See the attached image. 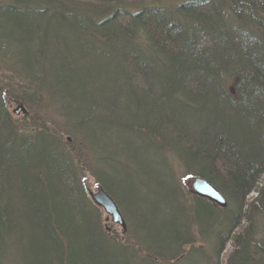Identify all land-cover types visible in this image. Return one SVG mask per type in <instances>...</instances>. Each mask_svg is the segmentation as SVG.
I'll list each match as a JSON object with an SVG mask.
<instances>
[{
  "label": "trees",
  "instance_id": "obj_1",
  "mask_svg": "<svg viewBox=\"0 0 264 264\" xmlns=\"http://www.w3.org/2000/svg\"><path fill=\"white\" fill-rule=\"evenodd\" d=\"M91 1L8 0L0 4V13L4 11L6 18L10 16L11 18L7 19H11L9 21L11 26L20 33L17 42L29 37L28 33L37 37L32 42L36 47L32 54L37 55L39 48H46L48 45L54 54L69 55L65 65L66 75L53 78L54 81L45 77L43 81H39L42 74L38 71V64L45 67L42 59L39 60L37 57L31 66H27L28 71L24 73L18 65L23 59H18L19 56L8 50L17 59L14 63L17 64L15 71L16 76L23 82L22 88L38 86V89L32 90L28 96H22L20 99L24 103L36 98L43 88H47L49 82L50 87H55L54 96L55 94L57 97L68 96L78 100L81 99L83 92L87 91L85 96L99 104L97 117L89 115L86 116L90 119L88 121H83L86 119L84 117H76L75 120L84 123L82 133L88 141L87 155L91 154L90 158L92 156L102 158L99 162L98 158L95 159L97 166L90 168V171L96 177L98 185H102L120 207V200L123 201L125 205H122V211L127 218L133 211L128 205L127 197L135 195L138 164L141 165L145 161H152L155 164L156 160L162 167L163 160L153 158V150H158L161 145L170 144L168 145L170 148H174L182 155L180 145L187 146L186 140L177 143L175 140L172 142L173 138H170L166 141L162 135L166 132L174 135L167 129L169 125L179 131L177 123L190 120L194 123L198 120V108H201L204 114L202 120L212 121L215 128L216 126L221 128L222 133L212 140L213 144L220 143L219 150L212 147L213 144L210 142L202 143L203 139L200 137L203 131L197 133L195 128L192 132L200 139L202 147L221 152L222 158L219 160L223 167L220 170L208 166L213 162H210L211 159L207 156L201 157L198 162L193 157L195 149L194 155L190 152L184 156L188 165L187 171L192 177L208 179L228 200V207L222 211L199 198L198 202L196 201L199 209L197 213L204 219L196 226L202 231L200 232L202 236L204 231H207L218 239L214 244L217 253L223 251L227 242L232 243L234 250L227 257L229 261L227 260L225 264H244V259H240L239 254L247 253L244 252L248 250L245 246L250 243L251 234L235 232L243 218L246 223L250 221L247 230H244L252 231L254 217L249 215L248 209L245 210L248 205L247 196L253 189L262 191L264 187L259 185L261 180L264 182V150L261 151L262 146H253L250 143L247 145V137L241 127L244 122L253 126L257 119L264 123V0H226L229 3L226 10L230 13L231 19L226 18L217 0H192L170 12L157 3L159 0H152L149 4L144 0L142 3L145 4H133L134 6L127 3L126 7L123 5L125 1L109 4L106 3L107 0H94L103 2V5L90 11L86 7L93 5L94 1ZM30 16L32 22L29 20ZM23 18L25 21L28 20V23L23 22ZM122 18L125 20H121ZM58 19L63 24L62 27ZM97 19H107V23L104 24L111 28L109 30L105 28L103 31L93 28L92 25ZM126 20L132 27L125 26ZM77 26L83 29L84 35V29L88 31L85 35L87 38L75 37L73 32L76 33ZM139 34H142V39H139ZM95 35L103 38L98 48L91 45L89 38L91 36L97 38ZM136 38L140 47L134 49L129 41L137 40ZM16 44L19 55H22L23 46L19 48L18 43ZM5 45H0V48L6 49ZM233 59H238V66L233 64L232 70L237 80L234 84L235 90L227 93L222 84L223 74L227 71L229 73L232 66L229 67L228 61L231 62ZM53 60L59 61V57L53 56ZM147 61H151L149 67L152 68L151 74H147L148 71L141 68L140 63ZM141 72L143 75L140 83L143 88H139L137 84L136 88L133 82L137 75L141 76ZM110 84L115 85L111 92L106 88ZM58 87H64L66 90L59 92ZM86 88L87 90H84ZM118 92H121V95ZM1 94L0 89V126L8 127V122L9 126H13L11 122L13 120L4 119L5 116L9 119V113L5 108L6 96L3 97ZM14 99L17 98L14 96ZM223 109L228 114L223 115ZM219 114L223 115L224 120L222 116H218ZM233 124L234 129L240 128L235 130L237 137L243 134L237 138L236 143L228 142L227 136L223 135L226 134L223 131L229 130ZM153 128L159 133H152ZM97 131H100L98 133L101 134V139L104 138L102 143L96 141L100 140V136L98 139L94 137ZM254 131L256 132L255 129ZM186 132L191 131L186 128ZM186 132L182 134L187 136ZM117 138L122 139L120 147L119 144H113ZM42 139L43 143L38 147L31 143L29 145L32 146L31 151L25 154L22 146L4 142L0 134V264H5V260L11 264H20V259H23L21 262L24 264H133L129 258L130 254L127 253V248L131 247L128 244L119 245L110 239L102 223L97 219L98 209L89 199L87 188L79 183V172L75 163L69 165L65 162L67 160L65 156L73 154L59 153V147H56L58 144L54 145L56 141H52L50 137ZM261 142L264 145V139H260ZM2 144L4 145L1 147ZM110 144L117 149L114 153L111 151V155L106 158L105 151ZM247 146L251 147V154L246 151ZM8 148L13 151L9 159L1 153L3 149ZM139 150L146 154H140ZM126 154L135 156L133 163L129 164L131 172L125 170V165L129 163ZM77 156L81 159L80 154ZM47 157L56 160V165L50 167L51 169L43 166L41 169L31 168L33 171H27L29 169L25 165L27 158L40 162L38 159L42 158L43 161H48ZM60 159L65 161L61 162ZM103 159H107L106 162L103 163ZM101 164L111 170V166L114 165V172L120 168L123 172L129 173L126 174L124 181L129 191L125 190L126 195L123 192L121 195L114 194L100 175ZM164 167L167 169V166ZM160 172L162 171H159L161 175ZM105 173L115 175L112 171ZM160 175L158 176L157 170L151 174L159 182ZM115 177L119 178L116 175ZM146 183L148 184L147 181ZM150 184L152 183H149V187ZM141 185L143 188H149L147 185ZM26 188L31 190L27 191ZM168 198L170 197L163 196L161 202L166 205L161 213L158 211L153 213L159 222V226L153 229V232L159 239V243L156 242L157 246L160 245L163 250L175 245L174 232L175 225L178 224L174 220L176 218L169 221H162L161 218L167 211L171 216H177L179 212L176 211V206L180 205L175 202L171 206V198L169 200ZM263 199L264 195L261 194L251 203L256 208L255 204L262 205ZM179 208L181 209V206ZM186 208L192 211L195 207L192 205ZM149 209L147 208V211ZM260 211L264 215V206ZM183 221L187 220L183 218ZM189 226L191 224L188 222L186 228ZM21 229L23 232L31 233L30 241L22 239L18 233ZM65 230H72L77 239L75 237L69 244L67 237L62 235H65ZM188 236L191 237L190 234ZM263 247L256 245L257 250L254 251L262 252L264 258V251L259 250ZM155 249L154 246H150L147 250L148 255L137 257L139 259L135 264H144V260L149 259L159 247ZM170 249L175 251V246ZM176 250L181 251L177 248ZM5 251L9 253L6 254ZM10 251L12 255H9ZM250 263L252 264V260Z\"/></svg>",
  "mask_w": 264,
  "mask_h": 264
},
{
  "label": "rangeland",
  "instance_id": "obj_2",
  "mask_svg": "<svg viewBox=\"0 0 264 264\" xmlns=\"http://www.w3.org/2000/svg\"><path fill=\"white\" fill-rule=\"evenodd\" d=\"M0 1H2V0H0ZM7 1L8 0H3L2 2H0V4L2 5L3 3L7 2ZM30 1H32V0H30ZM33 1H38V0H33ZM82 1H88V0H82ZM92 1H94V0H92ZM107 1L108 2H106V3H109V4H114L116 2H124L125 1L123 3V5L125 7H126L127 3H128L127 5H129V3L132 4L131 6H134L133 4H135V5L136 4L137 5L138 4L139 5L145 4V3H142V1H144V0H128V1L127 0H107ZM151 1L152 0H150V1L146 0V2H148L146 4L152 3ZM191 1L192 0H159V1H157V3L159 5H161L163 8L167 9L168 12H170L171 10H175L177 6H181V5L186 4L188 2H191ZM217 1L220 5V8H222L223 13L226 16V18L231 19L230 13L226 10V8L228 7L227 4H229V3H227L226 0H217ZM85 3H88V2H84V4ZM104 4H105V2H104ZM101 5H103V2L94 1L93 5H91V6L87 5L86 9H88L90 11L96 10ZM3 13H4V11L2 13H0V45L4 46V44H6L5 45L6 49L0 48V89L2 92L1 95H3V97L6 96V104H8V108L6 111H8V113L11 117V120H13V122H15L13 125L15 127H17V129H18V130H16V133H19V134L24 136V138H22L21 140L23 142L27 143L28 145H31V143H34V141L32 142V139L28 137L29 135L27 136V134L29 132H33L31 134V136L35 135V134H39V135L41 134V135H44L43 137L45 139H48L50 137L51 139H53L52 141H56V143H54V145L58 144L56 147H59V153L60 152L61 153L62 152L63 153L64 152H66V153L71 152L74 156H77V154H80L81 159L75 158V162H76L75 164L76 165L74 164L75 167L77 168L78 172H79V174H78L79 175L78 176L79 183L87 188V190H88L87 195H88L89 199L92 201V203L98 209L97 210V217H98L97 219H99V221L102 223L104 230L109 235L110 239H113L119 245L126 246L128 244L131 247V248H127V253L130 254L129 258H131L133 264H135V262L139 259L137 257H141V255H146V254L148 255L147 250H149L150 246L151 247L154 246V250H156L155 247L156 248L159 247V250H157L153 254H151V257L149 259H147V260L145 259L144 264H207V263H209V264H225L228 260L227 257L234 250L232 243L230 241L227 242L223 251L218 252V253H217L218 250L216 248H212V247H215L214 238L211 239V236H210L211 234L208 233L207 231L206 232L204 231L206 228L203 230L204 233L202 236L200 233L202 231H199L198 227L196 226L199 224L200 221H202L204 219V218H201V216H199V214L197 213L199 211V209H198V206H196V201L198 202L199 198L204 199V200L208 201L210 204L214 205L215 208L220 209L222 211H225L227 209L228 205H226L224 207L220 206L215 201H212L209 198H206V197L200 195L199 193H197L193 184L198 179L207 181L211 185H213V184L206 178L190 176L189 175L190 172L187 171V167H188V165L186 163L187 161H185L186 159L184 157L186 154H189L190 152L192 155H194L193 151L196 149L195 155L193 157H195V159H197L198 162H199V160H201L200 159L201 157H204V156L210 157L209 158V159H211L210 162H213V163L208 165V166H210L211 168L214 167L216 169L221 170V167H223L222 166L223 164H221V161L219 160L220 158H222L221 152L218 153V151L216 152V150L215 151L211 150L212 148L207 149V148L202 147L200 145L201 144L200 139H197L195 136L196 134L194 132H192L193 129H195V128H196L197 133L198 132L201 133L203 131L201 133V137H200L203 139L202 143L203 144L205 142L212 143V140H214L215 137L219 136V134L222 133L220 126L219 127L216 126L217 128H215L214 123L212 121L202 120L203 116H204L203 110L201 108H198L199 107L198 105L195 106V104H193V103L192 104L199 109L198 120L194 121L195 124L193 122H191V120L190 121H184V122L182 121L179 123L173 122L174 124L177 123L176 126L179 128V131L177 129L171 127L170 125L167 126V129H169V131L171 130V132L174 135H171V134L169 135V132H166L165 134L162 135L165 138V140L168 141V140H170V138H173L172 142H173V140H175L177 143H180L181 141L186 140L187 146L180 145L182 147L181 148L182 149V152H181L182 155L180 153H177L174 148L173 149H172V147L170 148V146H168L170 144H166L165 146H160L158 150H153V158H160L163 160V162H162L163 166L162 167H160V165L157 163V161L154 160V162H155L154 165L157 168V172H158V170L163 172V174L160 175V179H161L160 184H158V182L152 183V182L148 181V179L145 176H143L142 174H140L138 172L139 173L137 175L138 178H135V180L137 181V182H135V185H136L135 195L127 197L128 205L130 207H132V209H133V211H132V209L129 207L130 211H132L129 218H127L126 215L123 214L122 205H125L123 203V201L120 200L121 207L117 203L123 218L126 220V228L122 227L121 224L114 222L113 217L106 211V209L103 206L99 205L92 197V193L97 192V189H96L97 185L96 184H98V182H97L96 177L93 175L92 171H90L91 170L90 168H94V166H97L95 163V159L98 158L97 162H99L100 160H102V158H100L98 156H95L96 158H94L93 156H92V158H90L89 156H91V154L87 155L86 152L87 151L89 152V149H88V141H87L86 137L84 136V134L82 133V131L84 129L76 132V131H71L72 129L70 128L71 126L73 127L74 125L77 126L78 128H79V126L82 127L84 123L80 122V120H75L76 116H72L68 113H65L66 114V116H65V114L61 113L59 106L56 103L57 102L56 98L58 96L56 94H55V96L52 95L55 97V99H54V98L50 97L51 95L48 96L49 94H46L48 92H45L43 90L40 92L39 95H36L37 96L36 98L32 99L33 101L28 100V102L24 101V103H23L22 100L20 99L22 96H28V93L31 92L32 90L35 91L36 89H38V86L37 87H26L24 84L25 87L22 88L23 82H21L19 80V78L16 76L15 66L17 64H14V63L17 62V59H15L14 56L15 55L19 56V58L16 56L18 59H24V58H27L28 56H30V53L31 54L33 53L32 50L36 49L35 44H33L32 42H34V40L37 37H35V35L33 36V35H30V33H28L29 37L22 38V40L20 42H17L18 38L20 37L18 34H20V33L17 32L16 29L13 28V26H11V23L9 22L11 19H9V20L7 19L10 16H8L6 18L5 14H3ZM3 16H5V17H3ZM31 17L32 16L29 17V20L32 22L33 20H31ZM262 17H263V15H262ZM24 19L25 18L22 19L23 22L28 23V20L25 21ZM25 34H27V33H25ZM13 36H15L16 38H12ZM16 43H18L19 48H21L23 46L21 48V51L23 49L22 55L21 54L19 55ZM8 50L11 51L12 53H14L15 55H12V53L9 52ZM17 52H18V54H17ZM221 52H222V50H221ZM223 58L225 59V57H223ZM237 60L233 59L231 62L228 61L229 67L230 66H232V67H230L231 69H229V73L227 71V73L223 74L224 81L222 84H223L224 90L227 93H228V91H234L235 90L234 84L237 80V78H236L237 76H235L236 74L233 73L232 70L234 69L233 64L237 65V63H238ZM140 64H141L142 70L148 71L147 74L148 73L151 74L152 68H149L151 61H149V62L147 61V63L141 62ZM142 75H143L142 72H141V76L135 75L136 80L133 83L135 84L134 86L136 88H138V86H139V88H143L142 83H140V79L142 78ZM145 77H147V76L145 75ZM50 80L53 81L52 79H50ZM93 80H96V79H93ZM49 84L50 83L48 82L47 83L48 89H54L55 88V87H50L51 85H49ZM136 84L138 86H136ZM114 86L110 84L106 88L108 90H110V92H111L112 89L115 88ZM65 90L66 89L64 87H61V88L58 87L59 92H64ZM84 90H87V88ZM84 90H82V91H84ZM83 93L84 94H82V96H85V93L87 94V91H84ZM118 93H119V95H121V92H118ZM14 96L17 99H14ZM18 100H19V103H21V104H19L17 102ZM210 100H211V98H210ZM40 101H45V103L41 104ZM20 105L24 106L26 111H19L18 114H16L14 112V110L15 109L17 110ZM216 113L213 114V116L216 115ZM222 114L225 115L228 113H226V111L224 112V109H223ZM222 114H219L218 116H222V119L224 120ZM207 115L209 116V114H207ZM199 118H200V120H199ZM4 119H6V116L4 117ZM7 120H8V118H7ZM261 121L262 120L257 119L253 123V126L252 125L249 126L247 122L246 123L244 122L241 125V127L244 129L243 134H245V136L247 137V145L250 143L253 146H257V147L262 146L261 151H263L264 145L262 142L260 143V139H264V123L262 124ZM233 126H235V125L233 124L231 128H228L229 130L223 131L226 133L223 135L227 136L226 139L228 140V142L230 141L231 143H233V142L236 143L238 141L237 138L241 137L243 134H241V136L237 137L235 130L240 129V128L236 127V129H234L235 127L233 128ZM186 128L191 132H186ZM253 128L256 130V132L254 131ZM174 130L176 131L175 133H174ZM86 131H88V129ZM253 131L255 132V134ZM88 132H86V135H88ZM98 132H100V131H97V133ZM183 132H186L187 136H184L182 134ZM97 133H95L94 137L98 139L100 136V140H96L95 138H94V140L98 141V143H102L104 138L101 139V134L100 133L97 134ZM152 133L158 134L159 132L157 130H154V128H153ZM253 134L256 135L257 141L255 140V137L253 136ZM198 135L200 136V134H198ZM121 136H122V134L120 133L119 137H121ZM68 137H70V138H68ZM46 141H48V140H46ZM117 141L113 142V144H116V145L119 144V147H120L122 145V142H121L122 139L117 138ZM258 141L260 144L258 143ZM113 144H110L108 147H107V145H104L105 148L107 147V149L105 151L106 152L105 153L106 158H108V156L111 155V151H112V153H114L115 152L114 150L117 149L116 146L113 147ZM219 144L220 143L213 144L212 147H215L217 150H219L218 149ZM205 147H207V146H205ZM245 148H246V151L251 154V152H250V150H252L251 147L247 146ZM53 150H54V148H53ZM207 150H211V151L205 152ZM138 152L140 154L144 153L142 150H139ZM96 153H97V151H96ZM144 154H146V153H144ZM250 154H248V155H250ZM111 162L113 163V161H111ZM164 165L167 166V169L164 167ZM117 167H119V165ZM100 169H102L104 172H107V173L111 172L108 169H107L108 171L105 170V168L100 167ZM163 170H165V171H163ZM81 174H82V177H80ZM158 176H159V174H158ZM113 177L117 178V177H115V175H113ZM81 178L82 179L84 178V179L82 180ZM155 179H157V178H155ZM146 181L148 182V184L146 183ZM157 181H158V179H157ZM138 182L140 183V185L144 184V185H147L148 187H149V183H152V184H150L149 188H143L142 185L138 187ZM261 182H263V180H261ZM261 182L259 183V185L263 187L264 182L263 183H261ZM170 188H172V189H170ZM25 190L28 191L31 189L26 188ZM125 190L128 191L126 186H122V192L124 194H125ZM41 191L42 190H40V193H41ZM37 193H39V191H37ZM114 194H116V193H114ZM261 194H262V196L264 195V187H263L262 191H258L256 189H253L252 193L247 196V202L246 203L248 205H247V208H245V210L248 209V211H250L249 215L251 214V216L254 217V218H252L254 220L252 221V224H251L252 231L248 230L246 232L247 226H249L247 224L250 221L246 223L245 219L243 218V219H241V225L236 229V232H235V234H239L242 232H245L246 235L249 232L251 234L250 243H248L247 246H245L248 250L244 251V252H247L248 254L247 253L243 254V252L241 255L239 254V258L244 259L243 260L244 264H246V263L251 264L250 263L251 260H252V264H264V261H262V260H264L263 254H261L262 252L258 253L257 251H254V250H257L256 245H261V247L264 246V215H262L261 211H260V209H263L264 203L262 205L255 204V206H257L256 208L253 206V203H251L257 197H259ZM160 196L170 197L171 199L168 198V200L170 199L171 206L174 205L175 202H178L180 204L179 206H181V209H182V207H184V209H182V211H183L182 212L181 209L179 208V206H176L177 207L176 211L179 212V214H177V216H175V217L171 216V213L170 212L168 213V211H167V214L161 218L162 221L163 220L169 221L172 218H176L174 220L178 224L177 226L175 225V227H176L175 232H174L175 233L174 236L176 237L175 242H174L175 245H172L171 247H168V249L166 248L165 250L161 249L160 245L157 246V243H159V239L156 238L157 235L155 232H153V229H155L157 226H159L158 219L155 218V215H153L152 213L147 212V208H151L152 205L156 206L157 208H159L161 210L163 208H165L166 204H163L162 202H160L159 204H156L157 203V197H160ZM222 196L225 198L224 195H222ZM263 201H264V199H263ZM226 203L228 204L227 199H226ZM192 205H194V207H195L192 211L189 208H186V207H190ZM165 210H167V209H165ZM183 218H185L187 221L184 222ZM188 222L191 224V226H189V228H186V226L188 225ZM143 228H145V229H143ZM147 228H148V230H147ZM244 229H246V230H244ZM179 234L182 236H179ZM189 234L191 237L188 236ZM143 235H144V237H143ZM154 239H158V240H154ZM142 244H144V246ZM148 244H150V246ZM173 246H175V251H174V249H172V250L170 249ZM176 248L180 249L181 251L176 250ZM151 250H153V249H151ZM259 250L264 251V247H263V249L259 248ZM5 253L8 254L9 252L5 251ZM216 254H217V256H216ZM9 255H12L11 251H10ZM213 255L215 256V258ZM204 262H206V263H204ZM5 263L11 264L7 260H5Z\"/></svg>",
  "mask_w": 264,
  "mask_h": 264
},
{
  "label": "bare ground",
  "instance_id": "obj_3",
  "mask_svg": "<svg viewBox=\"0 0 264 264\" xmlns=\"http://www.w3.org/2000/svg\"><path fill=\"white\" fill-rule=\"evenodd\" d=\"M88 17V16H87ZM113 17V16H112ZM121 20H125L124 18H122ZM60 20L58 19V23H59V25L62 27L63 26V24L62 23H60L59 22ZM107 21V19H102V20H96V23H93V25H92V27L93 28H97V29H99V30H101V31H103L105 28H106V30H109L111 27L110 26H108V25H106V24H104V23H107L106 22ZM130 22L128 21V20H126V22H124V24H125V26L126 27H132V25L131 24H129ZM69 27H71V26H69ZM72 31H73V29H72ZM84 31H85V35H87L88 34V31L87 30H85L84 29ZM73 34L74 35H76L75 37L76 38H79V39H84V38H87L85 35H84V32H83V29L82 28H80V27H76V33H74L73 32ZM93 34V33H92ZM101 34V33H100ZM100 34H98V35H100ZM98 35H95V36H98ZM90 38V42H91V45H93V46H95V48H98V47H100V45L102 44V41L101 40H103V38L101 37V36H98L97 38H94V37H89ZM143 38V36H142V34H139V39H142ZM137 39V38H136ZM138 39L137 40H130L129 41V43L131 44V45H133V48L134 49H136L137 47H140L139 45H137L138 44ZM127 42H128V40H127ZM100 44V45H99ZM98 46V47H97ZM136 47V48H135ZM40 50V51H39ZM39 50L37 51V55H34V54H32V55H30V56H28L26 59L24 58L23 59V61L22 62H19L18 63V65L19 66H21L20 68L24 71V73H26L27 71H28V67L27 66H31V63L33 62V61H35V59L38 57V59L40 60V59H42V61H43V63H44V68L43 67H41L40 66V64H38L39 66H38V71H40L41 72V74H42V77L39 79V81H43L44 79V77L45 78H48L47 80H50V79H53V78H59L60 76H64V75H66L67 74V69L65 68V65L67 64V59H68V57H69V55H66L65 56V54H58V53H53L52 51H51V49L48 47V45H47V47L45 48V47H41V48H39ZM58 54V55H57ZM53 56H56V57H59V61L58 60H53ZM37 59V60H38ZM72 62V61H71ZM66 69V70H65ZM66 73V74H65ZM51 81V80H50ZM54 81V80H53ZM43 90L45 91V92H48V96H50V95H53V92H54V90L53 89H47V88H43ZM44 94V93H43ZM39 95V94H38ZM50 97H52V98H54L55 99V97L54 96H50ZM45 98V97H44ZM56 100H57V105L59 106V109H60V111H61V113H63V114H65V113H68V114H70V115H72V116H76V117H84V118H86L85 120H83V121H88V120H90L89 118H87V117H85V116H94V117H97V114H98V107H99V104L98 103H95V101L94 100H92V99H89L88 97H86V96H82L81 97V99H78V100H76V99H73V98H71V97H68V96H64V97H57L56 98ZM37 101V100H36ZM18 103H19V101H17ZM48 102V101H47ZM40 103L41 104H44L45 103V101H40ZM19 104H21V103H19ZM24 107V106H23ZM5 108H8V104H6L5 103ZM25 108V107H24ZM14 112L16 113V114H18V112H17V110L15 109L14 110ZM65 116H66V114H65ZM3 120V119H2ZM5 120H7V119H5ZM8 120H10L11 121V117H10V115H9V119ZM1 121V120H0ZM4 121V120H3ZM8 122V121H7ZM12 122V125L15 123V122H13V121H11ZM1 124V123H0ZM7 125H8V127H6V126H0V134L3 136V139H4V142H8V144H11L12 142L16 145V146H22L23 148L22 149H24L25 150V154H28L30 151H31V149H32V146H29L27 143H25V142H23L21 139L22 138H24V136L23 135H21V134H19V133H13V131H16V130H18L17 129V127H15L14 125L13 126H9V122L7 123ZM9 128V129H8ZM71 129V131H76V132H78V131H81V130H83V128L84 127H80L79 126V128L77 127V126H71L70 127ZM33 132H29L28 134H27V136L29 137V138H31L32 139V142L34 141V143H35V146H39V145H41L42 143H43V136L40 134H35V135H32L31 136V134H32ZM57 135V134H56ZM53 137V136H52ZM68 138H70V137H68ZM67 138V139H68ZM53 140V139H52ZM4 144H2L1 145V147L3 146ZM161 146H163V145H161ZM24 147H26V148H24ZM119 149V148H118ZM1 150V149H0ZM179 151V150H178ZM1 153H2V156H3V154L5 155V158H7V159H9V158H11V156L13 155L12 153H13V151H12V149H6V150H2L1 151ZM74 155H72V156H69L72 160H70V158L67 156H65V158L67 159L66 161L65 160H63V159H60L61 160V162H68V164L69 165H72V162L73 163H76L75 162V158H79V156H74ZM126 157H127V159H128V161H129V163L128 164H126L125 165V170L126 171H128V172H131V167H130V165L129 164H131V163H133V158L135 157L134 155H132V154H126L125 155ZM16 157V156H15ZM41 157V156H40ZM16 159H17V157H16ZM47 159H48V161H43V158L42 159H38V160H40V162L39 161H37V160H33V161H30L29 160V158H27L26 159V164L25 165H27V167H29V169H27V171H33V170H31V168H39V169H41V167H46V168H48V169H51L50 167H52V166H54V165H56V160L54 159V158H49V157H47ZM52 159V160H51ZM135 159V158H134ZM107 160V159H106ZM106 160H104L103 159V163L104 162H106ZM71 161V162H70ZM126 163V162H125ZM145 164H148V165H145ZM151 164V165H150ZM76 165V164H75ZM138 166H139V169L137 170L140 174H142L143 176H145L147 179H148V181H150V182H152V183H157L158 182V184L160 183L159 181H157V179H154V178H152L151 177V174H152V172H154V171H156L157 170V168H156V166L154 165V163L151 161V162H143L141 165H139L138 164ZM100 167L101 168H108L106 165H104V164H101L100 165ZM112 167V170L111 169H109V170H111L116 176H118L119 178H114L113 177V175H108V174H106L102 169H100V175L102 176V178L106 181V183L108 184V186L109 187H111V190L114 192V193H116L117 195H121V192H122V186H125V184H124V181H126L125 180V177H126V174H129V173H125V172H123L122 170H120V168L118 169V171L117 172H114V169H113V167L114 166H111ZM27 173V172H26ZM110 173V172H109ZM161 174H163V172H160ZM158 174H159V171H158ZM160 175V174H159ZM133 176H135V175H133ZM82 177V176H81ZM136 178H138V176H136ZM82 179V178H81ZM84 179V178H83ZM82 179V180H83ZM135 182H137V181H135ZM97 185V192H93L94 194H96V193H98L99 192V189L100 188H102V189H104L100 184L98 185V184H96ZM139 186H141L140 185V183L138 182V187ZM220 194H222L221 192H220V190H218L214 185H212ZM136 188V185H134V189ZM105 190V189H104ZM106 191V190H105ZM107 192V191H106ZM92 193V194H93ZM108 193V192H107ZM108 195L110 196V198L111 199H113L114 200V202L117 204V202L115 201V199L113 198V196H111L109 193H108ZM223 195V194H222ZM116 197V196H115ZM162 199H163V196H160V197H157V203L156 204H159L161 201H162ZM159 212V213H161V211L162 210H160L159 208H157L156 206H153L152 205V207L147 211L148 213H154V212ZM149 215V214H148ZM150 219V218H149ZM125 220V219H124ZM125 223H126V220H125ZM213 232V231H212ZM18 233L20 234V236L22 237V239L24 240V241H26V242H28V241H30V236H32V235H30L31 233L30 232H23L22 231V229L21 230H19L18 231ZM65 235L64 234H62L64 237H67V242H69V244L71 243V241H73V240H75V237H76V239H77V236H76V234L74 233V232H72V230L70 231V230H65ZM212 234V233H211ZM216 234H217V232H216ZM211 236V239L212 238H214V244H216V241L218 240V239H216L215 237H212V235H210ZM217 236H218V234H217ZM212 248H216V247H212ZM217 249V248H216ZM216 253V252H215ZM214 253V254H215ZM214 256V255H213ZM216 256H217V254H216ZM214 258H215V256H214ZM21 260H23V259H20V264H24V263H22L21 262ZM6 264V263H5Z\"/></svg>",
  "mask_w": 264,
  "mask_h": 264
},
{
  "label": "water",
  "instance_id": "obj_4",
  "mask_svg": "<svg viewBox=\"0 0 264 264\" xmlns=\"http://www.w3.org/2000/svg\"><path fill=\"white\" fill-rule=\"evenodd\" d=\"M19 111H26L25 108L20 105L17 109ZM195 190L200 195L209 198L212 201H215L220 206H226V199L207 181L198 179L193 184ZM93 199L101 206H103L106 211L113 217V221L122 225V227L126 228L125 220L119 210L118 205L114 202L113 199L110 198L108 193L100 188L99 192L96 194H92Z\"/></svg>",
  "mask_w": 264,
  "mask_h": 264
}]
</instances>
